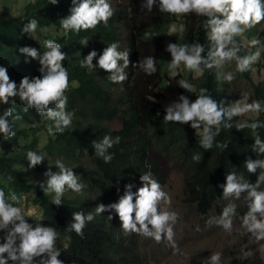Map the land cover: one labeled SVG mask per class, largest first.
<instances>
[{"label": "trees", "instance_id": "obj_1", "mask_svg": "<svg viewBox=\"0 0 264 264\" xmlns=\"http://www.w3.org/2000/svg\"><path fill=\"white\" fill-rule=\"evenodd\" d=\"M95 1L29 0L18 15L0 12V264H143L138 241L153 232L152 194L164 183L151 148L182 158L186 201L200 214L235 184L257 187L264 174V123L259 115L237 121L219 80L218 61L231 58L263 112L264 78L251 72L260 70L255 54L264 47L244 45L223 12L233 0L212 3L181 54L183 39L167 33L175 15L166 0H128L126 54L120 13L103 15ZM243 31L256 34L253 26ZM98 41L111 42V57ZM174 57L194 60L201 72L177 88L182 113L160 106ZM49 58L54 65L42 63ZM111 65L124 67L120 89L102 73ZM61 118L73 125L59 126ZM115 119L120 127L112 129ZM39 133L46 134L41 147ZM27 169L54 177L58 187L30 179ZM25 194L38 218L11 216ZM107 199L110 211L101 206Z\"/></svg>", "mask_w": 264, "mask_h": 264}, {"label": "rangeland", "instance_id": "obj_2", "mask_svg": "<svg viewBox=\"0 0 264 264\" xmlns=\"http://www.w3.org/2000/svg\"><path fill=\"white\" fill-rule=\"evenodd\" d=\"M27 1L29 0H0V12L18 15ZM166 1L175 15L168 24L167 33L177 34L183 39L176 54H181L183 50L190 51L191 47L188 46L186 38L198 27L203 15L211 12L212 3L216 0ZM127 4L128 0L95 1V5L103 15L114 11L120 13L117 26L120 28L118 30L121 32L124 46L126 45L125 24L129 22L124 19ZM223 12L230 15V22L238 25L244 45H250L249 43L254 40L264 47V0H233L231 10L224 9ZM248 26L255 27V35L251 37L245 35L243 30H248ZM52 28L48 30L54 32ZM94 44L111 57L109 54L111 42L98 41ZM225 44L220 43L222 54L225 52ZM129 45H126L125 54ZM261 52L262 50L255 54L260 70L254 69L251 72V77L256 80L264 78V54ZM42 63L48 66L54 65L52 58L43 59ZM196 65L194 60L183 65L174 57L170 65L171 70L164 76L159 88V91L163 92V97L177 100L179 95L177 88L187 84V77H195L201 73ZM123 68L122 65H111L108 71L102 72L114 79L112 83H108L111 88H121V69ZM218 68L219 80L223 83L224 99L235 119L239 121L259 115L264 123V108L263 112L257 113L250 83L238 73L232 59L224 58L223 61H218ZM168 94L173 98H170ZM69 119L84 121L82 116L77 115H72ZM57 124L61 127L73 125L72 122L63 118ZM108 125L112 129L119 128L120 122L115 119ZM45 138V133H39L38 147L42 146ZM150 155L161 166L164 183L155 187L152 194L153 232L138 241L139 250L144 259L143 264H192L194 262L225 264L231 258L242 261L244 264H264V174L257 187L250 188L241 183L235 184L232 190L206 214H200L196 212L193 204L186 201L184 189L188 169L182 158L175 156V153L165 157L155 148L150 149ZM82 161L93 168V164L87 157H83ZM51 163L54 162L46 161V164ZM66 164L62 162L63 166ZM68 167H70L69 164ZM27 172L30 179L45 182L50 188L55 189L59 185L54 177H48L33 169H27ZM72 186L73 184L68 186L69 194L73 192L69 190ZM4 190L6 185L0 181V191L3 195ZM27 196L29 195H23L10 209L13 218L21 216L29 221L33 217H39L40 213ZM110 203L107 199V205L103 203L101 206L103 205L106 211H110Z\"/></svg>", "mask_w": 264, "mask_h": 264}, {"label": "built area", "instance_id": "obj_3", "mask_svg": "<svg viewBox=\"0 0 264 264\" xmlns=\"http://www.w3.org/2000/svg\"><path fill=\"white\" fill-rule=\"evenodd\" d=\"M160 106L166 108L170 112L182 113V105L177 100H169L165 97L160 99Z\"/></svg>", "mask_w": 264, "mask_h": 264}, {"label": "crops", "instance_id": "obj_4", "mask_svg": "<svg viewBox=\"0 0 264 264\" xmlns=\"http://www.w3.org/2000/svg\"><path fill=\"white\" fill-rule=\"evenodd\" d=\"M168 96H169L170 98H173V97H171L169 94H168Z\"/></svg>", "mask_w": 264, "mask_h": 264}]
</instances>
